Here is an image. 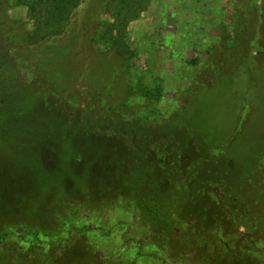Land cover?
Wrapping results in <instances>:
<instances>
[{"label":"rangeland","instance_id":"rangeland-1","mask_svg":"<svg viewBox=\"0 0 264 264\" xmlns=\"http://www.w3.org/2000/svg\"><path fill=\"white\" fill-rule=\"evenodd\" d=\"M145 8L125 29L124 57L92 41L111 20L99 0H84L61 37L39 44L23 42L26 8L8 12L20 27L0 33L3 256L264 264V0ZM148 92L160 95L155 105ZM125 151L140 164L144 152L164 154L166 177L152 174L164 183L151 188L144 164L110 179L100 161ZM137 191L152 197L138 202Z\"/></svg>","mask_w":264,"mask_h":264},{"label":"trees","instance_id":"trees-1","mask_svg":"<svg viewBox=\"0 0 264 264\" xmlns=\"http://www.w3.org/2000/svg\"><path fill=\"white\" fill-rule=\"evenodd\" d=\"M83 1L84 0H0V33L1 28L3 27H20L18 26L17 21H13L9 18L8 12L14 7L21 6L26 8L27 18L32 26V30L28 32L26 37L23 39V42L31 45L51 41L55 38L61 37L65 33V29L70 23L74 12L83 3ZM146 5L147 0H99V6L103 10L104 14L108 15L111 20L109 21V19H104L99 23L98 29L94 33L92 41L107 43L110 48L117 52V54L122 57L126 56L129 49L124 38L125 29L131 21L136 19L146 9ZM10 39L12 40L9 42L13 44V47L16 46V38L13 36ZM147 95L151 96L149 97V100L153 105L159 101L160 95H151L150 92H148ZM124 114L126 116L128 115L127 113ZM143 156H145V161L143 163L142 160V164H140V160L128 158L127 151L123 153L115 152L107 154L106 158L103 159L104 161L101 160L100 162H103L102 166L104 165L105 170H107L106 172L111 171L107 176L115 182L119 180L118 175L124 167L128 169L131 168L132 170L138 172L144 164L145 169L144 167H142V169L146 172L147 177H149L155 184L153 187L150 186L151 188L156 187L158 183H164L152 180V174L154 172L160 173V178L158 180L166 177L168 170L164 168V166L162 167L165 162L164 154L158 155L156 153L150 154L148 152H144ZM97 157L98 156L95 155L91 157L90 161H88L86 164L87 171L84 172V175H87L94 161H99ZM129 160L132 164L131 166H126V164H129ZM132 180L138 182L134 176ZM167 182L170 186H167L169 188L160 198L164 204L169 205L170 199L175 197L170 194V191H172V188L170 187L172 186L173 181L169 178ZM130 183H133V181ZM136 193L139 197L138 202L147 201V198L152 197L142 195L138 191ZM138 204L140 205V203ZM158 216L159 214L157 213V218ZM159 220H161L160 223H164L165 226L171 224L166 223L161 218Z\"/></svg>","mask_w":264,"mask_h":264},{"label":"crops","instance_id":"crops-1","mask_svg":"<svg viewBox=\"0 0 264 264\" xmlns=\"http://www.w3.org/2000/svg\"><path fill=\"white\" fill-rule=\"evenodd\" d=\"M19 263L20 261L18 259L6 257L0 253V264H19Z\"/></svg>","mask_w":264,"mask_h":264}]
</instances>
